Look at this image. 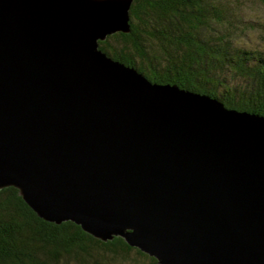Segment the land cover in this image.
Instances as JSON below:
<instances>
[{
    "label": "water",
    "instance_id": "1",
    "mask_svg": "<svg viewBox=\"0 0 264 264\" xmlns=\"http://www.w3.org/2000/svg\"><path fill=\"white\" fill-rule=\"evenodd\" d=\"M132 0H0V189L158 264H264V117L98 42Z\"/></svg>",
    "mask_w": 264,
    "mask_h": 264
},
{
    "label": "trees",
    "instance_id": "2",
    "mask_svg": "<svg viewBox=\"0 0 264 264\" xmlns=\"http://www.w3.org/2000/svg\"><path fill=\"white\" fill-rule=\"evenodd\" d=\"M247 3L264 11L260 0H132L128 31L107 35L98 45L151 82L264 117V54L231 43L239 39L231 22ZM0 264L158 263L118 236L101 241L73 222L39 218L7 186L0 189Z\"/></svg>",
    "mask_w": 264,
    "mask_h": 264
},
{
    "label": "clouds",
    "instance_id": "3",
    "mask_svg": "<svg viewBox=\"0 0 264 264\" xmlns=\"http://www.w3.org/2000/svg\"><path fill=\"white\" fill-rule=\"evenodd\" d=\"M260 2L264 4V0ZM231 24L233 32L239 33V39H231L233 48L253 54H264V11L256 17L236 16Z\"/></svg>",
    "mask_w": 264,
    "mask_h": 264
},
{
    "label": "rangeland",
    "instance_id": "4",
    "mask_svg": "<svg viewBox=\"0 0 264 264\" xmlns=\"http://www.w3.org/2000/svg\"><path fill=\"white\" fill-rule=\"evenodd\" d=\"M239 11H237V15H245V16H250L255 17L256 15H259L260 12L256 9V11H253V6L251 4H246L243 5L241 8H238ZM249 34H251V31H249Z\"/></svg>",
    "mask_w": 264,
    "mask_h": 264
}]
</instances>
